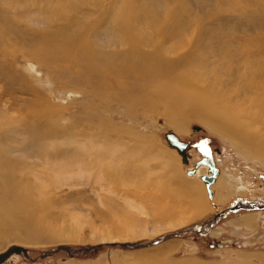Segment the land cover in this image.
I'll return each mask as SVG.
<instances>
[{
    "label": "rangeland",
    "instance_id": "374dc122",
    "mask_svg": "<svg viewBox=\"0 0 264 264\" xmlns=\"http://www.w3.org/2000/svg\"><path fill=\"white\" fill-rule=\"evenodd\" d=\"M116 2L121 6L123 0ZM146 2L162 3L165 14L166 11H177V19L164 16L170 25L168 33H179L177 44L174 41L165 43L164 53L167 58L176 57V68L189 75L176 77L173 73L171 77L181 82L188 76L193 84L205 83L207 70L213 77L209 79L210 86L227 94H222L221 99L212 95L214 103H210V109L220 110L221 118L228 123L226 136L213 131L209 119L197 118V114L208 115L210 110L195 108L194 114L186 117L181 128L176 129L157 112L143 114L139 111L136 118L130 119L121 115L123 109L110 104L113 108L107 109V113L103 109L96 112L97 117L106 119L102 123L105 131L98 136V143L124 140L118 136L130 128L147 143L149 159L159 161L162 164L159 168L146 165L144 159L118 164L128 166L130 170L119 176L124 184H111L113 192L105 188L108 185L102 167L76 166L69 171V166L93 147L83 137L76 138L84 146L75 157L70 154L68 159L62 158V162L52 159L51 163H44L32 159L20 164L27 157H19L21 153L16 151L19 145L9 143L3 131L14 127V117L27 115L34 104L42 109L50 108V125L63 131L58 140L62 142L71 133L64 131L65 128L73 127L77 118L87 120L86 113H82L87 94L91 90L100 93L82 79L87 74L83 68L54 66L31 59V44L37 39L34 27L26 25L25 19L20 20L15 23L14 34L0 44V108L4 109L10 103L19 104L17 109L0 111V142L2 140L3 144L0 143V255L13 247H21L28 250V257L13 255L4 264H145L148 254L159 264H232L241 260L264 264V210L229 211L239 203L264 204V96L241 95L237 98L235 85L241 82L244 90L245 81L233 79L231 73L232 68H237L244 74L249 73L255 83L260 80L251 75L253 66L264 75V0H139L137 5L144 6ZM213 13H223L229 20L230 16L239 18L236 30L228 33L226 24L232 26V20L213 26L214 21L210 18ZM194 21L202 22L206 31L179 30L178 25H194ZM38 34L46 36L48 32L43 29ZM118 35L124 37L121 32ZM101 36L104 41L97 39L98 36L90 38L93 51L100 53L116 48L109 43L108 34L105 36L102 31ZM95 42L98 46H93ZM117 43L123 44L122 40ZM192 52L191 62L179 59ZM185 65L191 67V71ZM222 66L226 68L227 83L222 82L219 70ZM201 67L205 70H199ZM195 127L200 130L195 131ZM76 132L77 135L86 133L89 137L96 133L87 125L78 126ZM168 133H174L190 144L188 164H184L177 150L168 145L165 138ZM4 146L11 150L12 156L11 153L4 154ZM203 146L212 149L220 170V176L212 186L213 200L198 175H187L203 158ZM121 148V144L114 143L108 149H114L118 156ZM5 160L10 161L9 167L3 164ZM156 161H152L154 167ZM13 165L18 169L12 175ZM91 168L92 173L86 172ZM198 173L204 175L206 169L200 168ZM97 181L100 184H96ZM167 183L177 194L176 198L165 195ZM187 185L189 189L200 191L204 207L199 213H194L189 206L191 195L178 197L180 189ZM9 189L21 197L25 195L27 201L16 207L7 206L5 200ZM221 212H225V217L215 222L208 232L188 231ZM132 230H141L143 234H132ZM180 232L183 234L174 236ZM62 247L67 249L62 250Z\"/></svg>",
    "mask_w": 264,
    "mask_h": 264
},
{
    "label": "bare ground",
    "instance_id": "6f19581e",
    "mask_svg": "<svg viewBox=\"0 0 264 264\" xmlns=\"http://www.w3.org/2000/svg\"><path fill=\"white\" fill-rule=\"evenodd\" d=\"M5 1L9 3L10 6H6L7 3H5ZM138 2L137 0H123L121 6H119L116 0H0V44L5 43L8 36L14 34L15 23L18 24L17 22L25 19L26 25L34 27V35L37 38L33 40L34 42H32V44L30 43L32 47V51L29 53L31 59H35L36 61L40 60L44 63L47 62L54 66L63 64L72 68H83L84 72L87 74H85L82 79L90 83L93 89H99L100 91L99 93L91 90L90 93L87 94V102L83 104L84 108L82 112L86 113L87 120L82 117H80L81 119L77 118L73 127L69 126L67 129L65 128L64 131H71V133L68 137L64 138L62 142H58V140L63 131L50 125V114L52 113L50 108L46 107L42 109L39 105L38 108V106L34 104L33 108H29L30 110H28L27 115L21 118L14 117L12 121L14 122V127L11 128L8 126V129L4 127L6 130L4 129L3 131L9 143H16L19 145V149L16 150L17 153H21L19 157H27L26 161L22 160V162H20L18 160L20 164H24L32 159L42 160L44 163H51L52 159H55L57 162H62L68 159L70 154L75 157L80 148L84 146V144L79 142L76 138L83 137L84 139H88L93 144V147L90 148L88 152L84 153L80 159L76 161L77 163L71 164L69 166V171L71 172L76 169V166H78L77 168H88L94 165L97 169L102 167L104 175L106 176L105 183L108 185L107 187L105 186V188L113 190V192L114 188H112L111 184L116 182H118V185L124 184L123 180H119V176L127 173V169L130 170L128 166H118V164L127 161L134 163L140 159H144L143 161L146 165L154 169L159 168L162 165L159 161L157 162L156 159L153 158L149 159L151 154L149 153L147 143L140 137L134 135L132 130L130 131V128L129 130H123V133L118 136L119 139L124 140L110 142L104 140L102 145L98 143V136H101V131H105L102 123L106 121V119L104 118L105 120L103 121L102 118L97 117L98 114L96 112L103 109V111L107 113V109L113 108L111 105L119 108V110L123 109L124 111L121 115H126V117L130 119L136 118L139 111H143V114L157 112V115L167 118L176 129L181 128L182 123L185 121L184 119L192 114L195 108H198L199 111L202 109H206V111L210 110L208 115L205 114L200 116V114H197V118L201 120L209 119L211 129L218 132V134L226 136L227 128L229 127L227 125L228 123L221 118L222 113L220 110L210 109V107H212L210 103H214L212 95L215 94L221 99L227 94L222 93L224 94L222 95L217 89L210 86V73L206 70L205 83L201 82L198 84H193L188 76L181 82L173 79L175 77H171L173 73H176V77H178V75H189V73L182 74L183 70L181 71L176 68V57L173 59L167 58L164 53L165 43L174 41L175 44H177L179 41V33L176 31L170 34L168 33L170 25L164 20V16L170 19H177V11L174 9L169 13L166 11L165 14V7L162 3L156 5L155 2H146L144 6H141L139 4L137 5ZM11 8L14 9L12 13H10V11H12ZM242 16L244 20V15ZM210 18L214 21L212 25L216 27L232 20V26L226 24L228 33L236 30L238 26L237 20H239V18L234 19L230 16L229 20L223 13H213V15H210ZM194 23V25L180 24L178 25L179 30L188 32L191 28V30L194 29L197 33L206 31L202 22L194 21ZM43 29H46L48 32L46 36H40L38 34V32ZM68 29H70L71 32H68ZM102 31L105 33V36L107 34L109 35L107 36L109 43L116 48L99 53L90 48L89 40L93 37L96 39L98 36L97 39L104 41L101 36ZM118 32L123 33L124 37L118 35ZM121 40L123 44H118L117 42ZM93 46H98L97 42H95ZM119 49L125 50L121 51ZM193 55L194 53L192 52L186 57L179 56V59L182 60L183 58L185 61L191 62ZM185 67H187L189 71L192 69L186 65ZM187 68L186 71H188ZM203 68L204 67H201L199 70L204 71L205 69ZM225 69L224 66L219 69L223 78V83H227ZM240 72L241 71L237 68H232L231 73L233 74V79L240 78L245 81L243 82L245 84L243 87L244 90L241 89V82L237 84L238 86L235 85L237 98L241 95L243 97H248L247 95L264 96V75H261V71L253 66L251 75L253 77L255 76V79L260 80L256 83L255 80L249 76V73L244 74L241 72L242 74H240ZM18 105V103L16 105L10 103V105L4 109L7 111L11 108L17 109ZM2 109L3 107L0 108V111H2ZM18 109L21 108L19 107ZM257 117L261 118L260 115ZM81 125L89 126L90 130H95L96 133H92L90 137L86 135V133L81 134V132L77 135L76 130L78 126L81 127ZM117 128L118 130L122 129L121 127ZM114 130H116V128ZM106 131L109 132V129L106 128ZM122 134H126L124 138H121ZM22 136L25 138L20 139ZM126 138L128 140L127 142L125 140ZM114 143H119L123 146L118 156H116L117 153L114 149H108L111 148V144L113 145ZM7 144L5 146H7ZM66 145L68 146L66 150H60ZM5 146L4 154L10 155L9 153H11L12 156L13 153L10 152L11 150L9 151L8 147ZM62 158L64 159L62 160ZM152 161L157 162L155 167L152 165ZM3 164L9 167L10 161L5 160ZM200 168L206 169L204 175L208 174V168L206 166H200L196 169L193 176L187 175L189 177L198 175V178L201 180L203 175H199L198 173ZM17 169L18 168L13 165L11 174L13 175ZM92 170L93 168L86 172L92 173ZM117 175L118 179H116ZM4 183V186L7 187V182L4 181ZM186 183L188 184V182ZM96 184H100V182L97 181ZM164 187L166 192L165 195L173 198L177 197L175 191L169 187V183L165 184ZM188 187L187 185L181 188V193L178 197L182 199L184 196L191 195V197H189V206L194 213H199L201 208L204 207L200 191L196 188L189 189L190 187ZM7 193L5 203L9 207H16L23 201H27L25 195L21 197L11 189H9ZM133 232L135 235L139 233L141 235L143 234L141 230H132V234ZM149 257H151V255H146L145 258L147 260L143 263L159 264V261L155 262L153 261L154 258L150 259ZM232 264L250 263L247 260H241L233 262Z\"/></svg>",
    "mask_w": 264,
    "mask_h": 264
},
{
    "label": "water",
    "instance_id": "95a60500",
    "mask_svg": "<svg viewBox=\"0 0 264 264\" xmlns=\"http://www.w3.org/2000/svg\"><path fill=\"white\" fill-rule=\"evenodd\" d=\"M195 131H199L200 127H195ZM166 141L168 145L177 150L178 154L182 157V161L184 164L189 163V158L190 156L187 154V149L189 148L190 144L185 143L181 141L174 133H168L165 136ZM202 153L204 154V158L198 161L194 168L190 169L187 174L189 176H193L196 172V169L200 166H206L208 168V174L203 175L201 177V180L205 183L206 189L209 195V198L212 200L214 197V191L211 189V186L216 182L220 170L216 166V161L213 157L212 150L209 146H205L202 149ZM244 209L248 211H255V210H264V204L260 203H249V204H243L239 203L238 205L231 207L229 211L231 212H236L237 210ZM225 217V212L218 213L215 215L210 221L203 223L201 225L195 226L194 228L188 230L190 232H195V233H206L208 232V229H210L215 222H217L220 218ZM209 226V228H208ZM180 234L183 233H176L174 236H179ZM172 236V235H171ZM163 239H160V241H163ZM136 246V245H135ZM62 250H66L67 248L62 247ZM13 255H24L25 257H28V250L21 248V247H13L6 253L0 255V264H4L11 256Z\"/></svg>",
    "mask_w": 264,
    "mask_h": 264
},
{
    "label": "flooded vegetation",
    "instance_id": "af4514ba",
    "mask_svg": "<svg viewBox=\"0 0 264 264\" xmlns=\"http://www.w3.org/2000/svg\"><path fill=\"white\" fill-rule=\"evenodd\" d=\"M205 146H203L202 148H201V150L204 148ZM188 150V149H187ZM212 150V149H211ZM212 154H213V157H214V153H213V151H212ZM203 158H204V156H203ZM202 158V159H203ZM215 159V158H214ZM216 161V160H215ZM216 165L218 166V164L216 163Z\"/></svg>",
    "mask_w": 264,
    "mask_h": 264
}]
</instances>
